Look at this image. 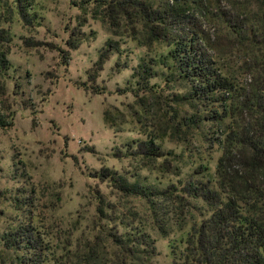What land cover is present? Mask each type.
<instances>
[{"label":"rangeland","instance_id":"374dc122","mask_svg":"<svg viewBox=\"0 0 264 264\" xmlns=\"http://www.w3.org/2000/svg\"><path fill=\"white\" fill-rule=\"evenodd\" d=\"M82 1L0 0V108L12 121L0 129V264L13 258L3 236L21 227L33 228L55 254L48 264H75L88 251L113 264L118 249L111 235L124 234L130 223L145 226L155 240L152 264H174L170 246L206 210L194 209L181 220L177 206L161 202L155 214L145 200L124 197L99 177L107 169L135 172L178 194L181 179L197 173L203 160L217 158L211 141L216 129L208 126L209 136L172 133L171 113L193 112L191 87L181 79L152 80L163 88L162 100L141 108L133 77L154 51L114 35L93 17L92 6L81 9ZM243 1L222 0V6ZM72 31L84 33L76 50L67 43ZM221 54L238 82L247 83L249 54L236 43ZM101 56L105 64L98 66ZM149 136L162 137L160 145L174 157L172 173L142 168L130 158L129 145Z\"/></svg>","mask_w":264,"mask_h":264},{"label":"trees","instance_id":"16d2710c","mask_svg":"<svg viewBox=\"0 0 264 264\" xmlns=\"http://www.w3.org/2000/svg\"><path fill=\"white\" fill-rule=\"evenodd\" d=\"M82 5V10L92 6L93 17L114 35L154 51L153 56L142 58L133 77L132 94L141 108L162 100L163 88L151 85L152 80L181 79L191 87L193 112L183 116L174 110L168 119L172 133L186 136L201 131L209 136L210 126L217 136L211 140L217 158L198 165L201 178L194 173L181 179L178 194L135 172L120 175L107 169L99 178L124 197L145 200L155 214L161 202L177 206L181 220L194 209L206 210L208 215L182 234L179 244L170 246L174 264H264V0L233 2L231 9L223 7L222 0H83ZM78 36L72 31L67 41L71 50L79 48ZM235 43L252 60L244 85L221 54ZM63 53L67 58L68 53ZM103 64L101 56L98 66ZM11 125L0 108V129ZM161 126L167 129L165 123ZM161 138L134 142L129 155L142 168L170 174L175 161L160 145ZM126 227L124 234L111 235L118 249L112 263L152 264L155 240L146 227L131 223ZM2 241L13 256L7 264H48L51 254L56 258L33 228H18ZM96 255L88 251L75 264H104Z\"/></svg>","mask_w":264,"mask_h":264}]
</instances>
